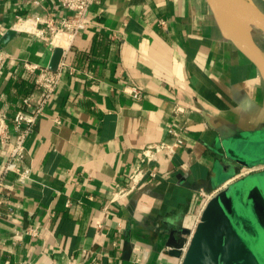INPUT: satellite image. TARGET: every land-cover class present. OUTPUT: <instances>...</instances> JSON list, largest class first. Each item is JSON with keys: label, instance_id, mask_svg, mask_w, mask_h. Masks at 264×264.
I'll list each match as a JSON object with an SVG mask.
<instances>
[{"label": "crops", "instance_id": "obj_1", "mask_svg": "<svg viewBox=\"0 0 264 264\" xmlns=\"http://www.w3.org/2000/svg\"><path fill=\"white\" fill-rule=\"evenodd\" d=\"M40 1L0 0V50L13 56L0 111L10 116L41 95L23 62L50 67L57 48L14 29L16 16L72 15L60 0ZM89 19L27 138L32 178L6 180L0 264H181L168 241L193 229L199 189L213 193L264 167L252 162L264 155V76L224 35L209 0H99ZM176 138L174 153L141 161L145 146ZM9 149L0 142V172ZM139 165L157 178L115 198ZM138 246L150 253L140 263Z\"/></svg>", "mask_w": 264, "mask_h": 264}, {"label": "built area", "instance_id": "obj_2", "mask_svg": "<svg viewBox=\"0 0 264 264\" xmlns=\"http://www.w3.org/2000/svg\"><path fill=\"white\" fill-rule=\"evenodd\" d=\"M99 0H60L61 5L72 12L70 16H63L60 19L54 18L50 14H37L31 17L17 15L13 24V28L32 34L39 38H46L48 43L53 47L62 49L59 64L55 70L47 66L24 61V68L36 74V85L41 88V95L37 101L31 97L24 98L26 105L25 110L16 112L13 116L6 112L0 111V142L9 144L8 158L2 166L0 172V212L4 207V189L7 186L6 180L10 174H15L16 181L26 183L32 178V168L26 163L27 147L26 141L28 136L34 130V127L45 112V106L51 99L58 85L62 80L63 69L66 66V57L68 56L72 45L78 35L87 28L90 23L89 11L91 5ZM40 0H34L39 5ZM13 60V56L6 50H0V76L3 74L5 67L9 61ZM126 89L134 98H141L143 91L137 85L129 84ZM176 112H184L186 109L180 105L175 106ZM58 121V119H56ZM170 132H174L170 128ZM183 143L181 138H176L172 142H158L147 145L142 150V162L151 163L158 159L159 155L164 152L174 153L176 149ZM158 173L153 169H145L142 165L136 167L129 176V182L124 185H118L114 197H125L136 190L146 177L156 179ZM226 186V185H225ZM221 190V189H220ZM207 193L204 189H199V193L203 197L202 206L197 214L196 222L193 229L187 234V241L182 248L183 253L187 250L191 235L197 223L200 221L204 208L211 197L217 193ZM26 232L33 236L38 235L35 228L29 227ZM22 233L16 232L15 239H21ZM135 262L140 263L148 259L149 249L144 247H135Z\"/></svg>", "mask_w": 264, "mask_h": 264}, {"label": "water", "instance_id": "obj_3", "mask_svg": "<svg viewBox=\"0 0 264 264\" xmlns=\"http://www.w3.org/2000/svg\"><path fill=\"white\" fill-rule=\"evenodd\" d=\"M218 24L224 35L232 39L251 59L264 76V55L253 39L252 29L264 34V10L253 0H209ZM224 7L251 26L249 45L231 34L224 26L219 7ZM62 49L54 51L50 69L55 70L61 58ZM250 175L245 176L215 193L203 210L200 221L192 232L185 253L182 247L187 237L179 241L171 235L170 252L181 257V264H261L248 243L246 222L257 230L264 229V197L255 196L250 185ZM248 190V191H247ZM246 193V195H244ZM245 199L251 202H244ZM183 229L182 233H189Z\"/></svg>", "mask_w": 264, "mask_h": 264}, {"label": "rangeland", "instance_id": "obj_4", "mask_svg": "<svg viewBox=\"0 0 264 264\" xmlns=\"http://www.w3.org/2000/svg\"><path fill=\"white\" fill-rule=\"evenodd\" d=\"M264 10V0H253ZM253 39L260 48L262 54L264 55V34L260 33L257 29H252ZM253 163L262 162L264 164V155L259 159L252 160ZM250 179L259 186V188L264 193V167H260L258 170L251 172ZM249 246L256 253L261 264H264V234L263 232H258L255 237H248Z\"/></svg>", "mask_w": 264, "mask_h": 264}, {"label": "bare ground", "instance_id": "obj_5", "mask_svg": "<svg viewBox=\"0 0 264 264\" xmlns=\"http://www.w3.org/2000/svg\"><path fill=\"white\" fill-rule=\"evenodd\" d=\"M218 9L220 11L219 14L225 28L231 34L239 37L245 43V45L248 46L249 45L248 34L251 29V26L247 24L246 21L237 17L235 14L231 13L224 7L221 6Z\"/></svg>", "mask_w": 264, "mask_h": 264}, {"label": "flooded vegetation", "instance_id": "obj_6", "mask_svg": "<svg viewBox=\"0 0 264 264\" xmlns=\"http://www.w3.org/2000/svg\"><path fill=\"white\" fill-rule=\"evenodd\" d=\"M246 203V201H244ZM246 225L248 226V230L245 231L247 235H250L253 237L254 235L256 236L258 232H263L264 234V229L257 230L256 228L252 227L248 222H246Z\"/></svg>", "mask_w": 264, "mask_h": 264}]
</instances>
